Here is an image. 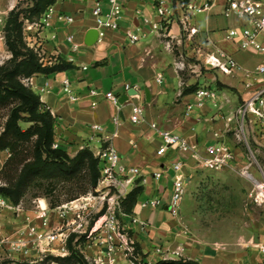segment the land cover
I'll return each mask as SVG.
<instances>
[{
	"label": "crops",
	"instance_id": "crops-1",
	"mask_svg": "<svg viewBox=\"0 0 264 264\" xmlns=\"http://www.w3.org/2000/svg\"><path fill=\"white\" fill-rule=\"evenodd\" d=\"M163 1L170 13L167 22L162 24V32L152 30L146 22L158 21L155 3L150 0H118L122 7L118 28L104 29L103 36L96 43L87 45L88 33L98 31L93 9L98 5L102 19H105L110 0H55L50 18L46 20L42 16L38 20L41 23L37 32L38 45L45 56V65L66 61L71 67L48 76L35 75L29 86L40 97L43 109L55 117V143L70 157H75L84 148L95 154L112 145L121 164L140 170L141 175L132 191L139 188L141 192L131 213L125 212L123 202L121 222L146 263L191 260L200 264H264V252L260 250L264 246L262 210L247 222L246 233L238 244L193 247V243L182 235L179 218L185 214L183 201L189 196L187 187L192 191V172L196 170L192 169L191 163L183 169L187 185L180 214L175 218L169 211L174 176L172 165L180 160V156L172 150L163 156L157 155L162 144L159 131H171L201 152L215 142V133L219 132L222 140L230 148L234 147L236 160L229 165H240V148H235L234 138H229L231 133L225 132V126L245 97L243 75L264 66V51L255 48L242 50L237 43L226 38L228 30L243 25V21L236 17L224 16L226 0H195L198 8L206 3L210 5L200 12L187 11L181 7L180 0ZM189 1L185 0V3ZM254 1L264 4V0ZM4 6L5 0H0V8ZM185 15L189 23L187 29L181 22ZM70 17L72 22L68 21ZM190 29H195V33L191 34ZM128 35L137 36L139 41L132 43ZM70 36H73L72 41H69ZM167 43H170L169 48ZM174 49H178L180 55ZM212 52L223 53L235 60L240 67L239 73L226 75L206 65L205 57ZM184 57L195 58L199 63H187V69L177 71L175 63ZM202 69L209 73L202 74ZM186 72L190 79L185 78ZM65 78L70 83V94L63 90L62 80ZM201 88L222 93L228 103L221 111L214 108L210 100L199 105L194 94ZM132 89L137 95L129 96L120 104L119 100ZM92 91L96 92L95 97L91 96ZM107 93L118 97V102L115 104L104 99ZM136 105L144 108L138 124L130 120L132 108ZM188 106H191L190 110ZM95 125L102 131H96ZM157 173H161L158 179L155 178ZM157 200L160 201L158 206L150 204ZM144 203L147 207L143 209ZM26 215L38 224L34 214L26 211L17 216L15 225L11 222L0 229V238L14 237L15 228L19 231L26 225ZM256 235L258 243L254 242ZM161 250L177 251L179 255L171 253L165 259L160 256ZM31 254L36 256L34 251ZM12 255L28 261L22 254Z\"/></svg>",
	"mask_w": 264,
	"mask_h": 264
},
{
	"label": "built area",
	"instance_id": "built-area-1",
	"mask_svg": "<svg viewBox=\"0 0 264 264\" xmlns=\"http://www.w3.org/2000/svg\"><path fill=\"white\" fill-rule=\"evenodd\" d=\"M156 4L158 21L147 23L151 25V29L157 32L164 30L163 22H167L170 11L163 0H150ZM181 1V7L189 12H200L207 10L210 5L204 4L202 8H198L194 1L190 0L185 3ZM122 7L118 0H110V10L102 19L101 8L97 5L93 9V16L96 19L98 38L103 36L104 29H117V20L121 17ZM53 8L50 7L43 15L46 20L50 18ZM225 17H236L243 21V25L239 28H233L227 31L226 38L238 44L242 50L255 48L259 51H264V4L254 0H226L224 11ZM69 22L73 19L68 18ZM181 22L185 29L188 28V17L185 15ZM41 28V23H34L29 25V28ZM190 33H195V29H190ZM132 43L139 41L137 36L128 35ZM73 40V36L69 37V41ZM263 42H260V41ZM170 47V43L166 45ZM205 64L212 69L218 70L226 75H237L240 67L235 60L227 57L223 53H208L205 57ZM177 71H184L187 69L186 63L181 60L175 63ZM245 81L244 95L242 103L233 113V118L227 119L225 126L226 133H232L235 140L244 142L249 148V142L244 128L245 118L248 117L249 123L251 119H255L262 126V130L255 131L252 129V137L254 141L264 148V66L258 67L254 72H249L243 75ZM31 78L25 79L24 84L30 85ZM63 90L66 93H71L70 83L67 78L62 80ZM183 82L180 83L182 87ZM128 90L129 87L127 86ZM96 92L92 91L91 96L95 97ZM195 99L202 105L204 100H210L214 108L221 111L224 105L228 103V99L220 92L208 88H201L195 92ZM75 99V98H72ZM104 99L113 103L118 102V97L112 93H107ZM96 105V100L93 101V106ZM191 106H188L190 110ZM144 108L142 105H136L132 108L131 122L138 124L141 122ZM188 115V113H186ZM237 122L238 125L235 123ZM93 128L101 132L100 126H93ZM162 138V144L157 150L158 156H163L167 151L172 150L178 153L180 160L172 165L173 176V191L169 205V211L173 217L177 218L180 214V206L183 201L186 189V177L183 169L191 163L194 170H222L229 166V164L236 160V155L232 149L225 143L221 133H215V142L208 145L204 152H201L196 146L191 145L187 140L183 139L171 131H159ZM57 146V145H56ZM55 146V148H56ZM101 162L100 177L97 185L93 188V192L86 197L71 201L57 207L50 206L47 199L37 198L33 201L35 205L32 213L35 216L38 224L30 219L28 215L25 216V226L19 231L15 232L14 237L0 238V252H6L10 255L12 253L22 254L28 259L27 264H39L44 259H47L51 254L64 258L68 256V241L74 234H84L90 230V234L97 232V224L103 220V230L108 231L111 236H118L128 245V251L134 252L135 241L131 239L119 217L123 216V202L127 195L135 186L137 178L141 175L140 170L136 167L123 165L120 163L119 154L112 145L99 149L95 154ZM252 164L247 165L242 174L252 181L254 184V191L251 194L252 199L256 204L264 203V166L257 163L256 172L260 179L249 171ZM161 173L155 174V178H160ZM82 201L83 203H81ZM94 203L96 208L95 214L100 215L95 221L94 226L90 227L87 220L89 213L85 210L87 206ZM152 206H158L160 201L150 202ZM147 203L142 204V208H146ZM11 212L15 216H20L26 211L23 208L22 201L18 204H13L8 198L0 195V213ZM133 221H137L133 218ZM112 238V237H110ZM53 247L54 249L52 250ZM264 252V246L260 248ZM36 253L32 257V252ZM179 255V253H176Z\"/></svg>",
	"mask_w": 264,
	"mask_h": 264
},
{
	"label": "rangeland",
	"instance_id": "rangeland-1",
	"mask_svg": "<svg viewBox=\"0 0 264 264\" xmlns=\"http://www.w3.org/2000/svg\"><path fill=\"white\" fill-rule=\"evenodd\" d=\"M31 4L32 0H5V6L0 8V66L11 58V54L5 46L4 27L8 14L15 7H17L16 9L26 10ZM23 16L24 14L20 18L24 21V41L30 49L38 53L41 62L45 65L46 63L43 60L45 56L41 52L37 39V32L40 28H29V25L38 24L39 22L38 20H34V22L30 23L23 19ZM174 50L177 55H180L178 49ZM183 61L186 64L199 63L196 62L195 58L190 57H184ZM201 72L202 74L209 73V71L203 69ZM185 78L190 79L187 72L185 73ZM24 80H22L23 83ZM8 112V108H0V134L3 131ZM250 119L252 123H249L248 117L245 118L244 128L251 152L244 142H238L234 139L235 148H240L241 152L240 157L242 161L239 163L240 165L232 163L229 167L218 171L199 169L192 172L194 180L191 188L192 191H189L190 189L187 187L186 192L189 196L187 200L183 201L185 209L182 208L185 214H182L179 220L182 225V235L193 243V247L197 248L199 245H204L213 248L238 244L246 233L247 222L249 223L259 213V210L264 212V203L256 204L251 197L254 191V184L242 174L244 168L252 164L249 171L256 179H260V176L256 172V165L259 163L261 166H264V148L260 147L252 137V129L260 131L262 130V126L255 119ZM235 123L238 125L237 122ZM30 125L26 122H20V126L24 131ZM229 138L233 140L232 133ZM56 145L55 143L53 148ZM23 146H25L24 148L28 152L26 155H29L30 145L26 143ZM231 149L234 152L233 146H231ZM11 155L12 153L9 150L0 152V187H4L7 180H10L9 178L15 177L17 174L18 168L16 165L5 166ZM99 164L101 167L100 161ZM82 178L76 182L39 181L35 183L30 186L21 200L24 210L34 211L35 205L33 201L37 198L47 199L50 206L57 207L86 197L89 193L93 192V188L90 189L86 186ZM80 202L83 203L82 201ZM85 212L89 213L87 220L90 227L94 226V221L102 215V213L95 214L96 208H94V203L89 207L87 206ZM119 219L121 222V217ZM16 220L17 216H12L11 212L0 213V229L6 227L5 225L9 226L11 222L13 223L12 225H15ZM103 222L101 220L97 224L98 230L93 234H90V230H88L84 234L72 235L73 240L69 244L71 236L68 241V248L70 245L74 251L80 253L87 264H148L144 261V256L136 244H134V252H129L127 249L128 245L123 240H120L118 236H111L108 231L102 229ZM7 230H9V227ZM7 230L5 229V231ZM16 231L15 228L14 232ZM125 233H127V230ZM50 248L54 249L53 247ZM176 252L161 250L160 256L167 259L170 256L169 254L175 253L176 255ZM68 255H70V251ZM53 258L61 257L51 254L49 258L44 259L39 264H61L60 262L53 261ZM0 264H27V262L23 261L19 256H10L9 253L0 252Z\"/></svg>",
	"mask_w": 264,
	"mask_h": 264
},
{
	"label": "trees",
	"instance_id": "trees-1",
	"mask_svg": "<svg viewBox=\"0 0 264 264\" xmlns=\"http://www.w3.org/2000/svg\"><path fill=\"white\" fill-rule=\"evenodd\" d=\"M55 0H32V4L22 9H12L5 24V46L11 58L0 66V108H8V116L0 134V152L9 150L12 155L6 162L7 167L16 165L17 174L9 178L0 195L18 204L30 186L39 181L76 182L82 178L90 189L95 188L100 177L99 160L84 148L75 157L55 144V117L43 109L40 97L30 86L22 82L35 75L45 76L67 70L71 64L61 61L55 65H44L37 52L30 49L23 36L24 21L30 23L39 20ZM20 122L31 124L25 131ZM30 145L29 155L24 148ZM29 156V157H28ZM84 184H82L84 186ZM84 188V187H83ZM141 189H134L124 200L125 212L131 213ZM73 240V236L69 244ZM70 255L64 258H53L61 264H87L84 257L69 245ZM155 264H200L198 261L162 260Z\"/></svg>",
	"mask_w": 264,
	"mask_h": 264
},
{
	"label": "water",
	"instance_id": "water-1",
	"mask_svg": "<svg viewBox=\"0 0 264 264\" xmlns=\"http://www.w3.org/2000/svg\"><path fill=\"white\" fill-rule=\"evenodd\" d=\"M97 40H98V31L91 30L86 37V44L92 45V44L96 43ZM136 95H137V93H135V91L132 89L119 100V103L123 104L125 101H127L129 96H136ZM146 96H147V100H149L147 91H146ZM254 242L258 243L257 235L254 238Z\"/></svg>",
	"mask_w": 264,
	"mask_h": 264
}]
</instances>
